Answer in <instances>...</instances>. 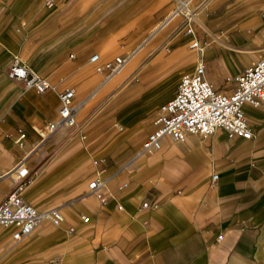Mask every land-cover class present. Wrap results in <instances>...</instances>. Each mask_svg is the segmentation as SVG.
Masks as SVG:
<instances>
[{
  "label": "crops",
  "instance_id": "0c3cea01",
  "mask_svg": "<svg viewBox=\"0 0 264 264\" xmlns=\"http://www.w3.org/2000/svg\"><path fill=\"white\" fill-rule=\"evenodd\" d=\"M51 1L0 0V202L23 162L24 200L63 219L20 242L0 226V264H264V102L243 106L252 138L219 128L139 153L185 74L202 64L231 94L264 56V0ZM15 58L49 89L10 78ZM67 87L77 124L43 137Z\"/></svg>",
  "mask_w": 264,
  "mask_h": 264
},
{
  "label": "built area",
  "instance_id": "2783aa9c",
  "mask_svg": "<svg viewBox=\"0 0 264 264\" xmlns=\"http://www.w3.org/2000/svg\"><path fill=\"white\" fill-rule=\"evenodd\" d=\"M47 5L52 6V1L47 0ZM192 45L200 47L197 41ZM130 57L131 54L118 55L98 65L97 70L103 72L105 78L109 79L122 69ZM98 58V54H94L90 60L95 62ZM204 72V66L199 64L194 72L182 77L177 93L162 107V113L155 121L156 127L141 144L139 153L160 149L165 136L179 143L188 135L207 138L219 128L225 129L230 137L238 135L252 138L253 132L243 106L246 103L259 106L264 102V56L235 77L237 87L231 94L218 92L205 78ZM8 75L13 79L24 80L27 88L34 87L40 93L50 87L47 79L36 73L31 75L27 65L19 58L13 61ZM74 95L75 91L70 87L60 93L58 119L44 126L40 131L43 137L61 125L73 127L77 124L78 106L73 103ZM25 137V131L19 130L16 144L23 146ZM27 175L28 170L21 162L17 169V184L0 202V226L11 228L12 237L16 242L25 239L45 218L50 219L55 225L63 219L58 209L46 214L41 213L34 205L24 200L22 192L29 182ZM217 177V174H213L212 179L216 180ZM100 184L99 179H94L89 183V187L95 190ZM102 200L105 201V197H102ZM142 206L148 207V201H144ZM83 220L88 221L89 217L83 216ZM219 239H222V235Z\"/></svg>",
  "mask_w": 264,
  "mask_h": 264
},
{
  "label": "bare ground",
  "instance_id": "6f19581e",
  "mask_svg": "<svg viewBox=\"0 0 264 264\" xmlns=\"http://www.w3.org/2000/svg\"><path fill=\"white\" fill-rule=\"evenodd\" d=\"M183 7H186V4H183ZM186 9H187V7H186Z\"/></svg>",
  "mask_w": 264,
  "mask_h": 264
}]
</instances>
